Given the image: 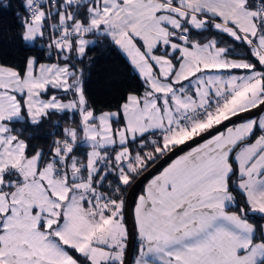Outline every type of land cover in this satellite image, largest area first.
Instances as JSON below:
<instances>
[{
    "label": "snow or ice",
    "instance_id": "1",
    "mask_svg": "<svg viewBox=\"0 0 264 264\" xmlns=\"http://www.w3.org/2000/svg\"><path fill=\"white\" fill-rule=\"evenodd\" d=\"M6 13L21 58L0 63V264H125L137 240L134 264H264V115L233 119L264 113V0H0ZM96 50L140 81L99 111ZM174 152L130 229L129 191Z\"/></svg>",
    "mask_w": 264,
    "mask_h": 264
},
{
    "label": "trees",
    "instance_id": "2",
    "mask_svg": "<svg viewBox=\"0 0 264 264\" xmlns=\"http://www.w3.org/2000/svg\"><path fill=\"white\" fill-rule=\"evenodd\" d=\"M0 30H4L3 36L0 37V63L9 65L18 63L19 59L21 58L17 55L19 51L18 42L14 43L11 39V36L19 31V26L15 23L14 17L11 14L6 13L4 15H0ZM89 55L92 57L95 63L91 67L90 74L86 77V89L90 100L95 101V107L98 111L100 109L106 110L105 106L107 105L115 107L116 104L122 99L125 92L139 87V79L132 71L131 66L129 65L126 58L118 51L96 50L90 52ZM245 119L246 118L236 122L239 123ZM142 177L143 176H141L139 180ZM139 180L136 181L133 189L136 187ZM148 182L149 181L143 184L138 196L144 191V188ZM136 249L137 244L135 253ZM135 253L133 261L135 259Z\"/></svg>",
    "mask_w": 264,
    "mask_h": 264
},
{
    "label": "water",
    "instance_id": "3",
    "mask_svg": "<svg viewBox=\"0 0 264 264\" xmlns=\"http://www.w3.org/2000/svg\"><path fill=\"white\" fill-rule=\"evenodd\" d=\"M252 113H260L259 110H254ZM250 113H245L242 114L241 117H236L233 118L235 121L241 120L246 118ZM228 124H231L232 122H226ZM223 127V126H221ZM191 143H195V142H191ZM183 147H187V145L183 146ZM180 149H177L176 152H179ZM176 152L170 154L169 157H165L163 160H161L158 164H156L148 173H146V175H144L139 182L137 183L136 187L134 188V192L133 190H131L127 196V204H126V212H125V220L126 223L129 224L130 229L133 226V216H132V212H133V208L135 206L136 203V199L137 196L140 192L141 187L143 186V184H145L147 181H149L153 174H158V170H162V167H166L168 163L171 162V159H174L176 157ZM136 242L137 241H132L130 244V248L127 250V256L125 259V264H132L133 261V257H134V253H135V248H136Z\"/></svg>",
    "mask_w": 264,
    "mask_h": 264
},
{
    "label": "rangeland",
    "instance_id": "4",
    "mask_svg": "<svg viewBox=\"0 0 264 264\" xmlns=\"http://www.w3.org/2000/svg\"><path fill=\"white\" fill-rule=\"evenodd\" d=\"M261 115H264V113H258V114H254V113H250L247 117H246V119H248V118H256V119H259L260 118V116ZM245 119V120H246ZM127 251V250H126ZM126 256H127V252L125 253V259H126Z\"/></svg>",
    "mask_w": 264,
    "mask_h": 264
},
{
    "label": "crops",
    "instance_id": "5",
    "mask_svg": "<svg viewBox=\"0 0 264 264\" xmlns=\"http://www.w3.org/2000/svg\"><path fill=\"white\" fill-rule=\"evenodd\" d=\"M167 167V166H166ZM151 180V179H150ZM149 180V181H150ZM147 185V184H146ZM146 187V186H145ZM145 189V188H144ZM141 194H143V192L141 193ZM134 208H135V206H134ZM134 208H133V224H134ZM136 244L138 245V240H137V242H136ZM127 252V251H126ZM135 259H136V253H135ZM135 259H134V261H133V263L132 264H134V262H135Z\"/></svg>",
    "mask_w": 264,
    "mask_h": 264
}]
</instances>
